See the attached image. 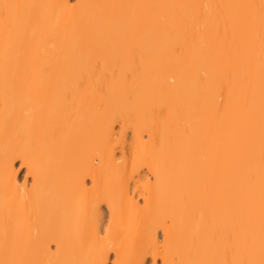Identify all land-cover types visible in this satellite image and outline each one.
I'll return each instance as SVG.
<instances>
[{
  "label": "bare ground",
  "instance_id": "bare-ground-1",
  "mask_svg": "<svg viewBox=\"0 0 264 264\" xmlns=\"http://www.w3.org/2000/svg\"><path fill=\"white\" fill-rule=\"evenodd\" d=\"M0 264H264V0H0Z\"/></svg>",
  "mask_w": 264,
  "mask_h": 264
},
{
  "label": "snow or ice",
  "instance_id": "snow-or-ice-1",
  "mask_svg": "<svg viewBox=\"0 0 264 264\" xmlns=\"http://www.w3.org/2000/svg\"><path fill=\"white\" fill-rule=\"evenodd\" d=\"M5 8H12V7H17L16 5H4ZM33 184H35V177H33ZM111 220H109V228L111 227ZM109 229L106 228L104 229L105 235H107Z\"/></svg>",
  "mask_w": 264,
  "mask_h": 264
},
{
  "label": "rangeland",
  "instance_id": "rangeland-1",
  "mask_svg": "<svg viewBox=\"0 0 264 264\" xmlns=\"http://www.w3.org/2000/svg\"><path fill=\"white\" fill-rule=\"evenodd\" d=\"M23 174V171H21L20 175Z\"/></svg>",
  "mask_w": 264,
  "mask_h": 264
}]
</instances>
